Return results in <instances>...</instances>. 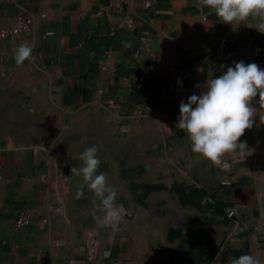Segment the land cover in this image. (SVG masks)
Instances as JSON below:
<instances>
[{"label":"crops","instance_id":"obj_1","mask_svg":"<svg viewBox=\"0 0 264 264\" xmlns=\"http://www.w3.org/2000/svg\"><path fill=\"white\" fill-rule=\"evenodd\" d=\"M25 11L35 17L29 31L0 32V92L13 103L0 124V264H234L243 245L264 264V100L250 102L244 154L222 157L229 169L194 153L176 127L180 102L208 78L239 61L264 68L258 18L233 30L202 0H0V31ZM118 27L141 45L110 42ZM22 44L31 55L18 64ZM96 110L153 120L198 205L178 207L174 224L139 211L113 221L71 172L84 166L80 119ZM19 215L27 224L16 228ZM232 216L245 225L237 234Z\"/></svg>","mask_w":264,"mask_h":264},{"label":"clouds","instance_id":"obj_2","mask_svg":"<svg viewBox=\"0 0 264 264\" xmlns=\"http://www.w3.org/2000/svg\"><path fill=\"white\" fill-rule=\"evenodd\" d=\"M202 3L221 22L230 24L233 30L244 21L256 17L258 23L255 29L264 34V0H202ZM30 55L31 48L22 44L16 50V62L23 63ZM196 87L201 85L197 84ZM203 88L205 90L199 95L193 93L186 102H180L176 127L187 133L194 153L214 165L229 169L230 165L222 157L229 153L242 155L248 147L240 138L254 124L252 98L259 95V101L264 100V68L254 62H235L221 75L208 78ZM97 152L96 145L87 147L79 157L84 166L79 169L73 167L71 172L82 174L89 189L105 207L110 208L116 191L107 183L104 173H97L101 164ZM234 264H259V261L244 254L235 258Z\"/></svg>","mask_w":264,"mask_h":264},{"label":"rangeland","instance_id":"obj_3","mask_svg":"<svg viewBox=\"0 0 264 264\" xmlns=\"http://www.w3.org/2000/svg\"><path fill=\"white\" fill-rule=\"evenodd\" d=\"M12 105L8 95L0 92V124L8 123V106ZM80 125L86 126L79 135L81 153L92 145L98 147L101 164L97 173H104L116 191L110 213L114 216V210L120 208L128 211L127 215L120 214L118 221L139 211L149 221L155 218L174 224L173 220L182 216L178 207L198 205L190 201L194 189L182 167L175 165L153 120L118 118L108 111L96 110L80 119ZM109 214L104 218L111 228L118 221L109 222Z\"/></svg>","mask_w":264,"mask_h":264},{"label":"water","instance_id":"obj_4","mask_svg":"<svg viewBox=\"0 0 264 264\" xmlns=\"http://www.w3.org/2000/svg\"><path fill=\"white\" fill-rule=\"evenodd\" d=\"M108 37L110 42L120 43L126 48V50H131L133 47H139L141 45L140 40L123 27H118L114 29ZM223 45V56H226L229 45L226 42H224ZM232 220V223H230L229 225L233 233L237 234L239 231L245 229V225H243L236 217L232 216ZM244 254H249L245 245L236 248L231 253L234 259L239 258L241 255Z\"/></svg>","mask_w":264,"mask_h":264},{"label":"built area","instance_id":"obj_5","mask_svg":"<svg viewBox=\"0 0 264 264\" xmlns=\"http://www.w3.org/2000/svg\"><path fill=\"white\" fill-rule=\"evenodd\" d=\"M42 16H45L44 14H42ZM34 20L35 17L32 13L29 12H21L20 14H18L15 18V21L12 25L4 27L3 29H1V35L6 37V36H10V35H16V34H20L26 31H29L33 24H34ZM128 24H131V20L128 19L127 20ZM138 52V49L135 50V54ZM227 215L229 217H231L232 215V211H229L227 213ZM27 224V219L23 216V215H19L17 217L16 220V228L23 226Z\"/></svg>","mask_w":264,"mask_h":264},{"label":"bare ground","instance_id":"obj_6","mask_svg":"<svg viewBox=\"0 0 264 264\" xmlns=\"http://www.w3.org/2000/svg\"><path fill=\"white\" fill-rule=\"evenodd\" d=\"M118 217H119L118 212H115V214H114V218H113V221H117Z\"/></svg>","mask_w":264,"mask_h":264}]
</instances>
